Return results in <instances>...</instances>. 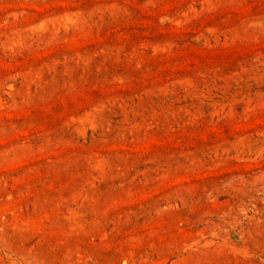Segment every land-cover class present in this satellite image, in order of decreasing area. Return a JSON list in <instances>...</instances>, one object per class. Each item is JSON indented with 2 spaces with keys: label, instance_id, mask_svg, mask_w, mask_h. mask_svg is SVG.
<instances>
[{
  "label": "rangeland",
  "instance_id": "1",
  "mask_svg": "<svg viewBox=\"0 0 264 264\" xmlns=\"http://www.w3.org/2000/svg\"><path fill=\"white\" fill-rule=\"evenodd\" d=\"M0 264H264V0H0Z\"/></svg>",
  "mask_w": 264,
  "mask_h": 264
}]
</instances>
